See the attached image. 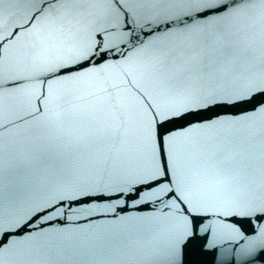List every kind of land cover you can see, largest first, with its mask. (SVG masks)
<instances>
[{
    "label": "snow or ice",
    "instance_id": "1",
    "mask_svg": "<svg viewBox=\"0 0 264 264\" xmlns=\"http://www.w3.org/2000/svg\"><path fill=\"white\" fill-rule=\"evenodd\" d=\"M26 2L29 23L4 35L0 0V121L19 101L42 118L49 145L84 153L100 181L74 192L81 203L48 201L28 219L15 216L23 189H6L4 175L17 149L0 123V264H45L59 250L33 235L38 220L126 198L162 193L173 212L166 221L181 225L177 233L161 223L150 264H182L183 247L209 230L198 219L206 204L233 213L217 217L221 229L264 219V0ZM136 33L155 39L136 44ZM129 172L139 182L104 183Z\"/></svg>",
    "mask_w": 264,
    "mask_h": 264
},
{
    "label": "water",
    "instance_id": "2",
    "mask_svg": "<svg viewBox=\"0 0 264 264\" xmlns=\"http://www.w3.org/2000/svg\"><path fill=\"white\" fill-rule=\"evenodd\" d=\"M3 8L4 35L20 24L29 23L31 12L26 0H4ZM135 35H139V40L134 39L136 44L155 39L150 34ZM27 38L28 34L22 31L17 45H23ZM14 52L7 53V57H12ZM129 56L134 53L129 52ZM0 123L4 126L6 143L17 149L14 155L6 156L4 175L6 189L18 186L23 189L21 200L11 209L15 216L28 219L34 216L32 209L36 205H46L48 201L81 203L74 192L82 186L99 185L100 177L92 170L86 155L62 145H49L42 118L39 114L30 116L19 101L6 103ZM20 168L26 170L24 175L18 174ZM137 182L138 177L131 172L104 178L106 186ZM170 203L161 193L135 203L132 198H126L123 202L92 204L85 210L73 208L66 219L38 220L32 231L45 244L56 242L59 249L47 255L45 264H150L161 223L167 222L174 232L181 230L178 221H166L173 214ZM218 216L225 223L233 219L232 212L212 204L199 210L198 219L205 220L210 227L206 232H197L183 247L179 257L182 264H264V233L254 230L264 225V219L253 224L241 220L239 231H230L218 227L221 223ZM37 224L42 232L36 230ZM117 237L133 242L120 247L105 243Z\"/></svg>",
    "mask_w": 264,
    "mask_h": 264
}]
</instances>
